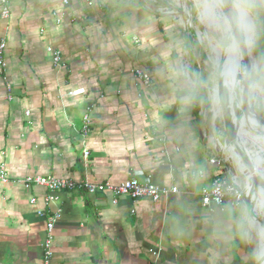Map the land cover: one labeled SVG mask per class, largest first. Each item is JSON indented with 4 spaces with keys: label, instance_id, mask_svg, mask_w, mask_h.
<instances>
[{
    "label": "crops",
    "instance_id": "1",
    "mask_svg": "<svg viewBox=\"0 0 264 264\" xmlns=\"http://www.w3.org/2000/svg\"><path fill=\"white\" fill-rule=\"evenodd\" d=\"M7 1L10 16L0 17V168L8 177L0 183V264H42L52 213L60 216L52 264H152L150 250L159 253L157 264H254L251 242L236 229L239 207L210 213L201 205L202 190L235 167L224 148L218 154L210 144L204 110H182V92L169 77L178 50L190 48L176 16L162 14L159 0ZM2 7L0 0V14ZM256 32L259 63L258 21ZM48 47L61 52L60 67ZM191 64L198 69L193 53ZM133 69L147 72L152 87ZM218 127L224 144L226 122ZM29 176L113 185L150 176L178 192L158 202L123 196L113 205L106 193L26 190L20 182Z\"/></svg>",
    "mask_w": 264,
    "mask_h": 264
},
{
    "label": "clouds",
    "instance_id": "2",
    "mask_svg": "<svg viewBox=\"0 0 264 264\" xmlns=\"http://www.w3.org/2000/svg\"><path fill=\"white\" fill-rule=\"evenodd\" d=\"M264 5V0H260ZM186 22L195 21L199 30L195 47L207 54L203 71L192 67L191 48L178 50L177 59L168 68L169 77L182 92V110L202 108L211 129L209 142L226 149L237 172L241 170L244 153L259 168L264 162L255 154L249 143L256 140L250 132L243 133L239 144L225 146L218 125L237 103L246 85L251 100L264 101V62L254 63L247 70L243 81L237 78L240 69L237 54L243 46L251 47L255 39V16L258 5L255 0H185ZM239 149V151L237 150ZM226 191L239 202L235 217L238 234L254 243V264H264V227H257L243 203V197L264 206V187L253 188L250 176L233 175L225 182Z\"/></svg>",
    "mask_w": 264,
    "mask_h": 264
},
{
    "label": "built area",
    "instance_id": "3",
    "mask_svg": "<svg viewBox=\"0 0 264 264\" xmlns=\"http://www.w3.org/2000/svg\"><path fill=\"white\" fill-rule=\"evenodd\" d=\"M91 2L92 0H88ZM7 0H1L2 3V10L0 17L2 19H8L10 16L9 10H8V4ZM63 3L66 5L68 2L67 0H63ZM159 11L162 14H167L170 16H175V11H168V9L160 8ZM6 49V42L1 41L0 42V72L4 69V53ZM47 52L51 55L52 63L53 65L58 68L62 64V55L59 50H55L52 47L47 48ZM132 74L134 78L142 84L146 89L151 88L153 85V81L151 76L144 72L141 69H133ZM10 99V98H9ZM235 107V105H233ZM232 107V108H233ZM232 112V109L230 110ZM91 108L88 109V112L85 114L83 118V126L81 129V134L83 138H87L89 131H90V124H91ZM230 112V113H231ZM28 114V113H27ZM244 118L241 117L238 121V123H241V121ZM231 121H235V118L232 117ZM256 121V120H255ZM257 122V121H256ZM231 124V122H230ZM261 128V126L258 124L254 129ZM250 131V128L246 127ZM264 130V128H263ZM251 132V131H250ZM239 133V132H238ZM253 133V132H252ZM261 136H264L263 134H258ZM238 140V135H237ZM239 144V142H238ZM256 147V146H254ZM261 153H258L260 155ZM89 155V152L86 150L84 152V157L87 158ZM244 155V153H243ZM263 156V155H260ZM242 157V156H241ZM243 158V157H242ZM230 160V158H229ZM228 161V158L227 160ZM251 161V160H250ZM253 168H254V175L258 180V186L264 187V174H257L255 171L254 163L251 161ZM245 166V164L243 163ZM246 169V166L244 170ZM231 176L238 175L236 171L232 172L229 171ZM241 176H250L251 177V183H252V176L251 174L245 175L244 171H239ZM230 177L226 176H219L212 180L211 185L209 187H206L201 192V205L205 209H207L210 213H214L216 210H222L224 205L227 203H230L233 207H239V202L236 200V198L226 191L225 182L230 180ZM8 182V177L5 171V168H0V183H6ZM24 189L30 190L33 187H41L45 190L56 193V192H68V193H74V192H82L87 195H97V194H110L113 198L112 203L113 205L117 204V199L120 197H129L133 201H138L140 199L148 198L152 202H158L162 198L167 197L170 194H176L178 192L177 188L172 189H165L160 188L157 185H155L152 182L151 177H147L145 181L141 182L136 178H129L125 180L123 183L119 185H113L110 183H104V184H94L90 182H76L71 179H57L53 176H29L21 180L20 182ZM248 197H243V203H246V200ZM47 201L53 202L54 196L50 195L47 198ZM252 213L254 215V221L257 222V215L259 213L264 215V206L260 209L261 206H258L254 203H252ZM60 219L59 214L52 213L48 215L47 222H46V230H45V239L42 244V264H52V258H53V231L55 228L56 223ZM150 254L153 256V262L152 264H157L159 259V253L150 250Z\"/></svg>",
    "mask_w": 264,
    "mask_h": 264
},
{
    "label": "water",
    "instance_id": "4",
    "mask_svg": "<svg viewBox=\"0 0 264 264\" xmlns=\"http://www.w3.org/2000/svg\"><path fill=\"white\" fill-rule=\"evenodd\" d=\"M198 34L199 33H197L196 36H198ZM240 51H241L242 59H241L240 65H239L240 72H239L237 78L240 79L241 81H243L247 70L251 68V66L253 65V62H252V58L248 54V47L243 46V42H242V46H241ZM193 55H194L195 63L197 65V67L204 70L207 57L203 59L201 57V55H199V54H193ZM203 113H204L203 119H204V121H207L206 116H205V111H203ZM240 115L243 118L252 117L253 119H255L258 122V124L261 126V128H258V129L250 128V131L255 133V134H263L264 135V130H263L264 118L261 115H259L256 112V110L254 109V105H253L251 99L249 98L246 85L244 87H242V89L240 91L238 103L235 105V107L232 108L231 116L235 118V121H231L232 132L225 139V142H224L225 146L232 145V144H238L237 135H238V132L240 130V123H238ZM213 148H214L215 152L218 154L222 152V148H220L219 145L213 146ZM237 150H239V149H237ZM225 151H226V149H225ZM241 156L243 157L244 164L246 166V169L244 170V174L245 175L251 174L253 188L258 187V180L254 175V168H253V165H252L249 157L245 154L243 155V153H241ZM246 202H247V205H249V203H250L249 198L246 200ZM257 223L260 226H262L260 221H258ZM262 227H264V226H262Z\"/></svg>",
    "mask_w": 264,
    "mask_h": 264
},
{
    "label": "rangeland",
    "instance_id": "5",
    "mask_svg": "<svg viewBox=\"0 0 264 264\" xmlns=\"http://www.w3.org/2000/svg\"><path fill=\"white\" fill-rule=\"evenodd\" d=\"M150 3L151 4H155L156 2L151 1ZM184 4H185V0H159V3H157L155 5H157V8H165V9H168V11H175L176 12L175 16H176L177 21H179L181 23V25L184 27V29L189 33V35L191 37H194L197 40L196 34L199 33V30L197 29L194 20L186 22L185 18H186L187 9H186V7H184ZM256 39H257V32H256V25H255V39H254V43H253V45L251 47L248 48V54L252 58L253 64L255 63L253 54H254V50H255ZM201 52H202L201 57L203 59L206 58L207 54L205 52H203L202 50H201ZM239 58H240V62H241L242 56H240ZM197 70L203 71V69H201V68H198ZM251 101H252V103L254 105V109L256 110V112L264 118V112H263V109H262V106L264 105V102L261 101V100H255V101L251 100ZM237 103H238V101H237ZM236 104H234V105H236ZM230 112L228 113L229 117L226 116V118L224 120L226 122V124L228 122V118H229V120L231 122L232 116H231ZM241 117L242 116L240 115L239 119ZM226 130H227L226 135L229 136L231 134V132H232V129H231L230 125H228V128ZM263 145H264V143H263ZM250 146H251V148H253L252 151H254V152L256 151V153H261L260 155H264V152L260 151L257 147L252 146V143H250ZM232 163H233V161H232ZM242 163H244V159L243 158H242ZM235 171H236V173L238 175H240V172H237L236 168H235ZM248 211H249V214L252 213V204L251 203H249ZM257 219L260 221L262 226H264V215L259 213L257 215ZM253 247H254V243L251 242L250 247H249L248 250L250 252H252L253 251Z\"/></svg>",
    "mask_w": 264,
    "mask_h": 264
},
{
    "label": "bare ground",
    "instance_id": "6",
    "mask_svg": "<svg viewBox=\"0 0 264 264\" xmlns=\"http://www.w3.org/2000/svg\"><path fill=\"white\" fill-rule=\"evenodd\" d=\"M249 48V47H248ZM240 55H241V51H239V53L237 54V63L238 65H240ZM257 125V122L255 121V119H253L252 117H248V118H244L241 123H240V130H239V133H238V142L241 143L242 140H243V133L244 132H250L248 129H246V127L248 128H254L256 127ZM252 137L256 140V143L255 144H252V146H256L260 151L264 152V136H261V135H258V134H255V133H252L250 132ZM248 147L251 148L250 146V143L248 145ZM253 149V148H251ZM254 152V151H253ZM255 154L258 155V153H256V151L254 152ZM262 160H264V155L263 156H260L258 155ZM253 163H254V160H251ZM244 168L245 166L241 165V171H244ZM255 171L256 173L258 174H264V162H262L259 166V168H256L255 167Z\"/></svg>",
    "mask_w": 264,
    "mask_h": 264
},
{
    "label": "trees",
    "instance_id": "7",
    "mask_svg": "<svg viewBox=\"0 0 264 264\" xmlns=\"http://www.w3.org/2000/svg\"><path fill=\"white\" fill-rule=\"evenodd\" d=\"M257 21L262 25V28L264 29V9L261 6H258V10H257L256 16H255V25L256 26H257ZM189 42H190V48L192 49V53L201 55L202 54L201 50L195 47L196 39L194 37H190ZM258 48H259V46L257 45V42H255L254 53H256V51H258ZM227 117H229V116L227 115ZM228 125H230V127L232 129L229 118H228V122L226 124L227 128H228Z\"/></svg>",
    "mask_w": 264,
    "mask_h": 264
}]
</instances>
